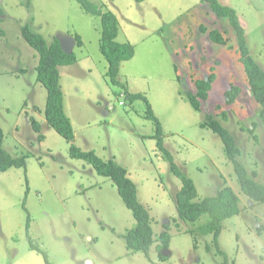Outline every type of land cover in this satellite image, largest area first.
Listing matches in <instances>:
<instances>
[{"label": "rangeland", "instance_id": "obj_1", "mask_svg": "<svg viewBox=\"0 0 264 264\" xmlns=\"http://www.w3.org/2000/svg\"><path fill=\"white\" fill-rule=\"evenodd\" d=\"M91 1L116 14L118 41L135 46V56L121 64L119 85L107 76L100 16L87 13L77 0H0L5 12L0 126L5 148L15 157L27 156L26 166L0 172V264H47L32 243L47 252L52 264H264V203L242 191L221 137L202 126L205 114L217 115L234 135L241 161L264 183L261 105L250 92L228 19L216 16L201 0ZM220 1L238 11L250 53L264 68V0ZM26 24L49 42L60 35L83 39L74 48L78 62L60 67L74 141L47 123L48 90L37 80L40 56L22 34ZM202 25L208 32L220 30L228 43L213 42ZM213 67L217 79L198 111L186 92L196 91L195 79L208 77ZM232 84L241 92L227 104L225 92ZM137 93L149 100L162 124L164 146L195 181L200 198L215 195L224 185L239 195L242 211L225 220L219 237L226 257L216 252L212 235L200 236L194 247L187 230L207 216L196 223L179 219L176 194L182 181L172 172L159 139L151 137L158 133L157 124L147 118L145 99H132ZM32 118L41 123V132L35 131ZM72 143L128 169L139 200L149 209L155 236L171 224L166 261L156 243L149 256L128 250L124 235L137 223L132 210L111 179L71 156Z\"/></svg>", "mask_w": 264, "mask_h": 264}, {"label": "trees", "instance_id": "obj_2", "mask_svg": "<svg viewBox=\"0 0 264 264\" xmlns=\"http://www.w3.org/2000/svg\"><path fill=\"white\" fill-rule=\"evenodd\" d=\"M77 1L87 13L101 17L100 49L109 63L107 76H109L112 83L121 84L119 80L121 64L124 61L131 60L135 56V46L129 42L118 41L119 20L115 13L112 11H103L98 4L91 0ZM138 1L141 2L143 0ZM201 2L206 4L216 16L228 19L234 29L237 36L240 61L245 68L250 92L261 105L259 118L264 128V68L250 53L247 44L246 29L241 22L239 13L234 7L220 0H201ZM4 13V9L0 8V37L5 35V30L2 26ZM201 31L206 33L208 29L202 25ZM22 34L27 42L37 50L40 56L37 66V80L48 90L45 109L47 123L68 141H74L75 130L73 123L65 112L60 67L75 64L79 58L75 50L71 54L64 51L58 37H55L49 42L41 33L33 31L29 24L23 26ZM208 36L215 43L223 45L228 43V39L218 29L209 31ZM73 37L76 39V45H83L84 42L80 34H76ZM216 79L217 74L214 67L208 77L195 79L196 91L186 92L187 98L194 109L202 111L203 100L209 98V93ZM240 92L241 88L232 84L225 92L226 103H235ZM131 97L132 99L143 98L147 102V118H152L158 128V133L151 137L159 139V148L164 152L166 159L170 161L172 172L182 181V186L176 194L179 219L196 223L203 216H207L206 221L187 230L188 233L194 236V247H198V238L200 236L212 235L216 252L226 257V252L220 247L219 237L224 228L225 220L239 215L242 211L239 195L231 186L224 185L215 195L200 198L195 181L178 167L174 162L173 155L164 146L162 124L155 115L147 97L140 93L133 94ZM221 117L223 120H227V112L223 111ZM32 122L35 131L41 132V123L36 118H32ZM202 126L210 128L221 137L224 143L226 157L234 167L236 178L242 191L254 202L264 203V183L257 179V171L251 173L248 167L241 161L240 156L242 152L231 131L224 126L222 120L217 115L212 113L205 114V120ZM254 131L255 127L250 128L251 133L254 134ZM4 138V130L0 126V172L7 171L13 167L26 166L27 156L15 157L12 155L4 146ZM43 138L44 135L42 134L40 140ZM70 154L73 158L87 161L99 175L111 179L117 186L119 194L127 207L132 210L137 223L134 228L130 229L124 235L128 250L130 252H144L149 256L151 246L156 243V249L159 252L160 259L166 261L168 255L165 254V251L170 247L172 238L170 233L171 224H165L164 230L157 237L155 236L149 209L139 200L137 185L129 176L128 169L119 164L115 159L105 160L95 150H83L74 143L70 146ZM31 247L45 255L47 264H52L48 259L47 252L37 247L34 243H32ZM212 249L213 246L209 244L207 250L211 251Z\"/></svg>", "mask_w": 264, "mask_h": 264}, {"label": "water", "instance_id": "obj_3", "mask_svg": "<svg viewBox=\"0 0 264 264\" xmlns=\"http://www.w3.org/2000/svg\"><path fill=\"white\" fill-rule=\"evenodd\" d=\"M58 39L64 51L71 54L74 51L76 45V39L71 35H60Z\"/></svg>", "mask_w": 264, "mask_h": 264}]
</instances>
